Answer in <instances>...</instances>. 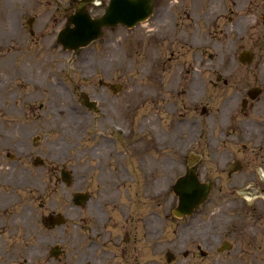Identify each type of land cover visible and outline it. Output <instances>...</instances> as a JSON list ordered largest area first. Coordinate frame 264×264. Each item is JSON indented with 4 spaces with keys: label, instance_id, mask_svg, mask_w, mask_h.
<instances>
[{
    "label": "flooded vegetation",
    "instance_id": "obj_1",
    "mask_svg": "<svg viewBox=\"0 0 264 264\" xmlns=\"http://www.w3.org/2000/svg\"><path fill=\"white\" fill-rule=\"evenodd\" d=\"M112 1L21 0L44 7L25 20L33 39H0V264H264V62L242 50L235 81L213 39L264 25V0H141L147 16L105 26L103 48L63 46L81 3L97 19ZM115 2L132 17L137 2ZM145 24L178 27L189 62L124 99L114 45ZM192 175L211 191L182 213L195 193L175 185Z\"/></svg>",
    "mask_w": 264,
    "mask_h": 264
},
{
    "label": "rangeland",
    "instance_id": "obj_2",
    "mask_svg": "<svg viewBox=\"0 0 264 264\" xmlns=\"http://www.w3.org/2000/svg\"><path fill=\"white\" fill-rule=\"evenodd\" d=\"M40 8L41 9H37L38 11L34 10L32 6L23 8L21 0H0V39H33L28 33L27 28H25V20L29 15L43 12L44 7L40 6ZM175 9L177 14H179V6ZM151 27V24H145L132 29L122 28V30L119 31L120 40H117L114 46L117 48L120 57L121 82L124 85L121 95L124 99L135 95L131 91L133 90L132 86L140 81L159 80L162 77L164 80L179 79V77L175 75V70L179 66L181 70V62H189V54L187 53L181 58V45L179 43L174 44L173 42L174 39L172 35H177L179 31L178 27L165 29L156 27L152 29ZM246 31L248 32V36L242 39L241 36ZM203 33L204 27H201V35H203ZM43 35H48L47 31H42L40 34H37L38 37ZM108 35L109 31L106 30L105 34L101 36L100 41L94 45H90L88 48H83V51L87 52L92 48H103V41L104 39H108ZM175 39L178 38L175 37ZM213 39L217 41L216 51L219 54H222V52L226 54V52L229 51L230 57L232 58L231 63L234 65V68L238 69V72L235 73V81L237 79H243L245 76L240 75L244 73L246 68L243 67L238 60L242 50L250 49L256 53V58L252 63V67L264 62V25L259 27L250 26L247 28L245 26L234 27L231 39L227 38L226 35H223L221 38L217 35ZM13 47L14 46L9 44L3 46V48L7 49L6 51H10ZM106 49H108L107 45ZM111 51H114V48ZM203 53V56L208 58L207 54L210 53V51H204ZM87 56L89 57V54ZM110 57L111 61H113L112 56ZM62 59L67 61V63L69 62L68 57H62ZM109 59H106V61L109 62ZM215 62V59L209 60V63ZM252 67H249L248 70H253ZM68 68L72 67L68 66ZM162 70H164V74ZM63 77L65 79V76ZM170 97V102L177 106L180 99L178 94H170ZM219 100L220 99H218V102ZM175 117H177L175 113L174 115L170 114L171 119H175ZM172 121L173 120H171V124ZM77 168L80 170L81 165H77ZM222 185L224 187L226 186L225 184Z\"/></svg>",
    "mask_w": 264,
    "mask_h": 264
},
{
    "label": "water",
    "instance_id": "obj_3",
    "mask_svg": "<svg viewBox=\"0 0 264 264\" xmlns=\"http://www.w3.org/2000/svg\"><path fill=\"white\" fill-rule=\"evenodd\" d=\"M131 10H133L132 17L127 16L130 8L125 5H119L115 0L112 1L107 15L103 18L92 19L91 16L85 11L84 3H81L77 8L74 15L70 18L71 25L66 26L59 33L60 42L66 48L78 49L81 46H86L95 39H98L103 27L109 24H115L119 21L127 23L129 26L135 25L138 21L147 16L148 11L141 10L140 1L132 0ZM151 7L148 6V9ZM126 12V13H125ZM143 14H142V13ZM241 61L251 63V54L247 51L241 54ZM196 175H192V182L189 180H182L176 185V190L187 192L191 189L195 195H181V211L182 213H191L208 195L211 186L209 184H201L197 181Z\"/></svg>",
    "mask_w": 264,
    "mask_h": 264
}]
</instances>
